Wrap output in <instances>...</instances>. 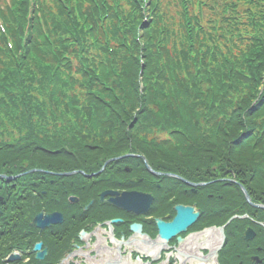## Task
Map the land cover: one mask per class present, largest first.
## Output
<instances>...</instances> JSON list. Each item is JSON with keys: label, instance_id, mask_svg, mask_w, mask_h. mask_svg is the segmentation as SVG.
Listing matches in <instances>:
<instances>
[{"label": "trees", "instance_id": "trees-1", "mask_svg": "<svg viewBox=\"0 0 264 264\" xmlns=\"http://www.w3.org/2000/svg\"><path fill=\"white\" fill-rule=\"evenodd\" d=\"M0 24V173L87 170L90 154L115 149L105 139H121L157 169L196 164L180 167L186 178L229 176L264 204V0H0ZM41 174L0 178V264L14 248L3 239L56 206ZM238 183L206 187L249 214L232 223L255 227L264 256L252 221L264 209Z\"/></svg>", "mask_w": 264, "mask_h": 264}, {"label": "flooded vegetation", "instance_id": "flooded-vegetation-1", "mask_svg": "<svg viewBox=\"0 0 264 264\" xmlns=\"http://www.w3.org/2000/svg\"><path fill=\"white\" fill-rule=\"evenodd\" d=\"M132 134L137 132L133 131ZM133 141L132 138L131 142ZM104 142L116 144L115 149L107 146L102 148L98 155L90 154V164H86L88 169L90 167L93 169L94 165L102 161L104 167L101 170H88L81 174L77 168L73 169V174L65 176L51 177L46 174L39 176V181L44 186H47V181L51 184L55 181L53 194H56L54 199L58 203L57 208L44 212H59L62 220H56L55 223L43 228H25L20 241L14 243L18 248L19 258L11 263L215 264L214 251L221 237L217 226L220 225L221 219L235 210L233 196L230 195L226 200L223 195H216L215 199L213 192L210 191L213 187L205 186L208 185V180L186 178L180 167L196 164L168 163L167 170L157 169L151 165L155 170L167 173L155 175L142 162L141 153L136 145L122 152L121 139L108 138ZM81 149L87 151L88 148H75ZM60 166L62 165H58ZM216 166L218 165L213 164L212 168ZM230 172L216 171L213 174L227 175ZM178 176L191 182L205 184L192 186ZM214 179L233 180L229 176ZM103 191L116 193H107L101 198ZM123 192L150 194L152 197L147 210L137 213L111 201ZM189 192L192 195L189 196ZM47 200L40 202L46 204ZM177 204L192 205L194 207L192 212H198V216L185 232L164 242L157 235L156 219L170 221L176 213ZM253 223L262 226L261 221L257 219L253 220ZM28 224L31 226L30 222ZM132 224H139L140 229H133ZM232 224L231 229L230 226L224 229L229 242H225L223 248L218 251L219 264H234L230 260L235 256L240 257L242 264H250L253 246L249 241L243 242L241 238L247 227H252L255 231L256 229L246 221ZM7 241L10 240L3 239L4 243ZM38 241L41 243L38 252L44 251L41 259L35 258L36 252L33 250L34 243ZM160 249L162 250L158 257L157 250ZM254 254L263 257L262 253ZM2 261L8 264L6 260Z\"/></svg>", "mask_w": 264, "mask_h": 264}, {"label": "water", "instance_id": "water-1", "mask_svg": "<svg viewBox=\"0 0 264 264\" xmlns=\"http://www.w3.org/2000/svg\"><path fill=\"white\" fill-rule=\"evenodd\" d=\"M0 176L6 178L7 180H11L12 178H14V177L5 176V175H0ZM240 187L243 190L247 201L250 202V198H249V195L247 194L246 190L244 189V187L242 185H240ZM131 195L132 194H129V196H126V197L122 195L121 197L118 198V200L122 199L124 202V204L122 206L127 208V209H130V210L133 209L137 213L143 212L146 208L145 205L142 207L143 199L140 198L138 201L135 196L133 198ZM148 200H149L148 197H146L145 201L148 202ZM137 206H139L140 208H138ZM175 209H176V215L174 216V218L171 221L164 222L160 218L156 219L157 227H158V235L164 240H167L171 236H173V235H175L181 231H184L186 229V227L188 225H190L195 220V218L197 216V212L193 213L192 212L193 207H190V206H184V205L178 204V205H175ZM55 215H56L55 213L46 214L44 216V219L46 221L43 223L41 221L42 212H39L38 214L35 215V217L33 219V224L38 226V227H43L45 225H48L51 221H55V219H53ZM131 227L135 230H138L140 228L139 224H132ZM219 230L221 232V240L215 249V252H214L215 257L217 256V250L221 248L222 243H223V239H224V235L222 232V226L219 227ZM253 234H254V232L252 231V229L248 228L244 232L243 237L245 239H251L254 236ZM178 240H181V238H178ZM40 245H41L40 242L35 243L34 250H38L40 248ZM43 254H44V251H42L41 253L37 252L36 257L42 258ZM17 257H18L17 255L12 254L10 256L9 260H13ZM253 259H255L256 262H260V259L258 257H253ZM215 260H216V258H215Z\"/></svg>", "mask_w": 264, "mask_h": 264}, {"label": "rangeland", "instance_id": "rangeland-1", "mask_svg": "<svg viewBox=\"0 0 264 264\" xmlns=\"http://www.w3.org/2000/svg\"><path fill=\"white\" fill-rule=\"evenodd\" d=\"M204 12H205V14H207L208 13V9L204 8Z\"/></svg>", "mask_w": 264, "mask_h": 264}]
</instances>
